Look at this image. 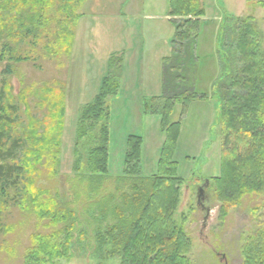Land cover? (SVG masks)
<instances>
[{"label": "rangeland", "instance_id": "obj_1", "mask_svg": "<svg viewBox=\"0 0 264 264\" xmlns=\"http://www.w3.org/2000/svg\"><path fill=\"white\" fill-rule=\"evenodd\" d=\"M168 1L86 0L74 10L76 16H81L74 26L68 13L60 10V2L50 0L48 7H43L48 9L45 14L52 21L48 20L50 24L39 31L35 45L29 37L17 48L13 58L20 57V62L11 61L8 55L2 59L0 88L6 79L9 89L5 90V103L17 106L20 117L18 122L8 125L7 132L26 140L25 172L34 189L32 196L34 193L40 196L35 204L32 196H27L23 209L10 203L5 207L0 204V264H26L25 256L37 252L40 242L46 245L48 237L57 234L59 242H63L65 227L74 222L67 254L49 260V264H122L119 256L108 249L96 254V235L107 222L95 223L93 211L86 207L83 209L88 212L83 211L81 205L88 198L79 196L77 185L78 172L85 169L88 149L96 142L95 129H91L94 125L84 123L85 138L76 143L79 113L97 95L102 79L108 75L110 58H120L122 62L118 67L113 60L112 76L119 89L107 99L106 105L108 175H122L129 136L142 139L140 162L136 166L139 170L135 173L146 177L157 173L165 135L155 113L161 110L162 102H147L146 115L141 107L145 99L160 97L163 68L167 96L183 90H196L198 96L204 92L205 97L191 102L184 116L180 115V105L175 106L170 116V122H180L173 161L181 183L172 221L189 240L184 254L190 264H244L242 252L247 240L263 228L264 196H245L238 205L222 209L223 203L216 201L208 183L206 190L202 189L205 196L202 204L212 212L205 224V210L196 201L197 188L206 180L212 183V178L220 173V97L224 91L230 95L227 85L233 76L235 60L224 58L222 64L221 58H217L218 24L224 16H253L257 25L255 36L261 42L259 53L264 55V8L255 4L264 0H201L206 10L203 19L208 25L196 39L200 58L183 59V65L176 58L166 64L162 61L172 53L170 42L174 35L168 22ZM12 18L16 19L15 12ZM1 21L5 22L2 18ZM229 31L226 29L220 39L223 43L220 51L225 55L231 52L229 43L233 44L232 39L228 42ZM5 44L11 42L1 38L0 53ZM6 64L12 66L11 75H4ZM75 160L79 163L78 171L73 169ZM107 187L111 192L112 185ZM257 205L260 209L251 211ZM42 206L65 208V215L70 218L60 213L67 221L51 225L49 219L36 216L35 211L43 209ZM77 210L85 214L80 224L75 216ZM105 242L109 245V239Z\"/></svg>", "mask_w": 264, "mask_h": 264}, {"label": "trees", "instance_id": "obj_2", "mask_svg": "<svg viewBox=\"0 0 264 264\" xmlns=\"http://www.w3.org/2000/svg\"><path fill=\"white\" fill-rule=\"evenodd\" d=\"M34 1L0 0V39L5 38L11 42L10 45L2 46L0 64L7 55L11 61L20 62L22 60L20 57L13 58L17 48L24 45L29 37H32V43L38 41L39 31H44L46 25L50 24L48 20L52 21L45 14V10L48 9L43 7H48L50 0ZM56 1L60 2V10L68 13L69 22L71 20L75 26L81 16L79 14L76 16L74 10L86 0ZM32 3L34 7L30 8L29 5ZM255 4L264 8V1ZM12 12L16 13L14 21ZM167 16L169 24L174 28V35L170 42L172 53L163 58V64L172 58H176L182 65L183 59L190 61L191 58H200L196 39L208 25L207 21L203 20L205 11L201 0H169ZM1 18L5 22H2ZM43 18L44 20L46 18V21H43ZM255 21L251 15L244 18L224 16L220 20L215 37L217 58H221V63L223 64L224 58H235L233 76L228 79L227 85L229 90L231 89L228 91L230 95H225L227 92L224 91V95L220 97L222 135L220 173L218 177L212 178V183L208 182L216 201L223 203L222 209L225 206L238 205L245 196L252 194L264 196V55L259 53L261 42L255 36L257 32ZM226 29L230 30L227 33L228 42L230 39L233 41V44L228 45L231 47L229 56L220 51L223 45L220 39L224 37ZM12 38L15 39V43ZM114 59H109L108 75L102 79L97 95L81 109L79 130L77 129L75 135L77 143L85 138L84 123H90V127L94 125L91 129H95L96 142L88 149L85 169L79 170L82 173L78 172L77 185L80 187L79 196L85 195L88 198V202L84 201L81 208L86 207L93 211L95 223L107 222L105 228L99 230L96 235L98 241L96 254L100 250L108 249L119 256L122 264H190L184 254L189 240L183 230L172 221L181 183V179L176 176L177 166L173 161L180 122H170V116L176 105L181 106L180 115L184 116L190 103L203 99L205 93L199 92L202 96H198L196 90H183L169 93L167 96L163 68L160 97L145 99L141 107V112L146 115L147 102L153 100L162 102L161 110L155 113L160 117V127L165 135L157 160V173L149 177L136 174L139 170L136 166L140 162L142 139L129 136L126 142L123 173L116 177L109 176L106 105L107 99L115 96L119 89V83L111 71ZM115 60L119 67L122 61L120 58ZM222 67L221 65L220 70ZM11 73L12 66L6 64L4 75ZM7 88L9 89V86L5 79L0 88V204L5 207L10 203L13 207L23 209L27 196L28 198L32 196L34 189L25 172L28 166L27 160L23 158L28 152L26 140L11 136L10 132H7L8 125L18 122L20 118L19 108L5 103ZM95 123L98 124L96 128ZM73 166L74 171H78V161L75 160ZM107 185H112L111 192ZM39 196L34 193L30 198L32 204L37 202ZM53 203L55 202L50 204ZM258 205L251 211L260 209ZM42 208L35 211L36 216L49 219L51 225L67 221L59 216L60 213L70 218L69 214L65 215V208L48 209L46 206ZM83 211L88 212L84 209ZM84 212L78 210L75 212L79 224L85 216ZM224 214L225 212L222 215ZM74 224L75 222L65 227L63 242H59L57 234L48 237L46 245L43 246L40 242L37 252L34 250L31 256H25V263L49 264V260L53 258L64 257L69 248ZM108 239L109 245L105 242ZM242 255L244 264H264V223L263 228L247 240Z\"/></svg>", "mask_w": 264, "mask_h": 264}, {"label": "flooded vegetation", "instance_id": "obj_3", "mask_svg": "<svg viewBox=\"0 0 264 264\" xmlns=\"http://www.w3.org/2000/svg\"><path fill=\"white\" fill-rule=\"evenodd\" d=\"M206 187H207V183H206V181H204V183H202L201 186L197 188V191L199 193V200L196 201L197 206H199L201 208V210H203V209L205 210V216H204L203 224H205L206 219H208L210 217V214L212 212V210L208 206L206 207L202 204V202H204L203 200L205 197V196H202V194H203L202 189H205ZM200 194H201V197H200Z\"/></svg>", "mask_w": 264, "mask_h": 264}, {"label": "crops", "instance_id": "obj_4", "mask_svg": "<svg viewBox=\"0 0 264 264\" xmlns=\"http://www.w3.org/2000/svg\"><path fill=\"white\" fill-rule=\"evenodd\" d=\"M203 2V1H202ZM203 6H204V3H203ZM204 10H205V8H204ZM205 15H206V10H205ZM206 17V16H205ZM203 20H205V21H207L206 19H203ZM215 20V19H214ZM219 25V24H218ZM206 27V26H205ZM205 28H203V30H204ZM202 33H203V31H202ZM201 33V34H202ZM201 36V35H200ZM170 50H171V46H170ZM198 50H199V47H198ZM198 52V51H197Z\"/></svg>", "mask_w": 264, "mask_h": 264}, {"label": "water", "instance_id": "obj_5", "mask_svg": "<svg viewBox=\"0 0 264 264\" xmlns=\"http://www.w3.org/2000/svg\"><path fill=\"white\" fill-rule=\"evenodd\" d=\"M206 183L208 184V180H206ZM197 198H199V193L197 194Z\"/></svg>", "mask_w": 264, "mask_h": 264}]
</instances>
